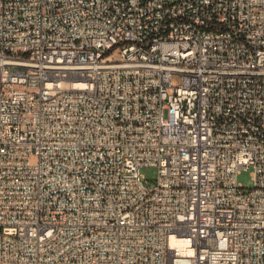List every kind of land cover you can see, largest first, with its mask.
Wrapping results in <instances>:
<instances>
[{
    "label": "built area",
    "instance_id": "1",
    "mask_svg": "<svg viewBox=\"0 0 264 264\" xmlns=\"http://www.w3.org/2000/svg\"><path fill=\"white\" fill-rule=\"evenodd\" d=\"M0 264H264V0H0Z\"/></svg>",
    "mask_w": 264,
    "mask_h": 264
},
{
    "label": "rangeland",
    "instance_id": "2",
    "mask_svg": "<svg viewBox=\"0 0 264 264\" xmlns=\"http://www.w3.org/2000/svg\"><path fill=\"white\" fill-rule=\"evenodd\" d=\"M174 80L180 83V78L178 76L174 77ZM141 173L150 180H153L157 177V169L148 167V168H142ZM238 181L239 183L246 187V188H252L254 186V171L253 169L250 170H242L240 174L238 175Z\"/></svg>",
    "mask_w": 264,
    "mask_h": 264
}]
</instances>
